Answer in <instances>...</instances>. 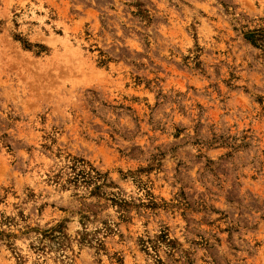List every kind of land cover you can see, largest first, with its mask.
Returning <instances> with one entry per match:
<instances>
[{
    "label": "rangeland",
    "instance_id": "rangeland-1",
    "mask_svg": "<svg viewBox=\"0 0 264 264\" xmlns=\"http://www.w3.org/2000/svg\"><path fill=\"white\" fill-rule=\"evenodd\" d=\"M0 264H264V0H0Z\"/></svg>",
    "mask_w": 264,
    "mask_h": 264
}]
</instances>
